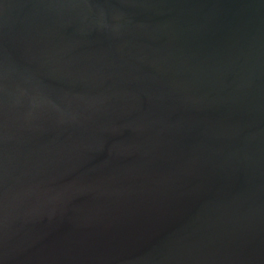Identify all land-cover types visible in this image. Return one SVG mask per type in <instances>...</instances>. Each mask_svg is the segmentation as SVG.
I'll return each instance as SVG.
<instances>
[{"label": "water", "instance_id": "water-1", "mask_svg": "<svg viewBox=\"0 0 264 264\" xmlns=\"http://www.w3.org/2000/svg\"><path fill=\"white\" fill-rule=\"evenodd\" d=\"M0 264H264V0H0Z\"/></svg>", "mask_w": 264, "mask_h": 264}]
</instances>
